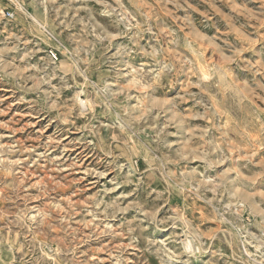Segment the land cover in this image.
Here are the masks:
<instances>
[{
    "label": "rangeland",
    "instance_id": "rangeland-1",
    "mask_svg": "<svg viewBox=\"0 0 264 264\" xmlns=\"http://www.w3.org/2000/svg\"><path fill=\"white\" fill-rule=\"evenodd\" d=\"M0 264H264V0H0Z\"/></svg>",
    "mask_w": 264,
    "mask_h": 264
},
{
    "label": "built area",
    "instance_id": "built-area-1",
    "mask_svg": "<svg viewBox=\"0 0 264 264\" xmlns=\"http://www.w3.org/2000/svg\"><path fill=\"white\" fill-rule=\"evenodd\" d=\"M8 17H10L9 14H8ZM52 58H53V59H56V55H55V54H52Z\"/></svg>",
    "mask_w": 264,
    "mask_h": 264
},
{
    "label": "bare ground",
    "instance_id": "bare-ground-1",
    "mask_svg": "<svg viewBox=\"0 0 264 264\" xmlns=\"http://www.w3.org/2000/svg\"><path fill=\"white\" fill-rule=\"evenodd\" d=\"M238 195V194H237ZM238 196H240V195H238ZM242 196H244V195H242Z\"/></svg>",
    "mask_w": 264,
    "mask_h": 264
}]
</instances>
